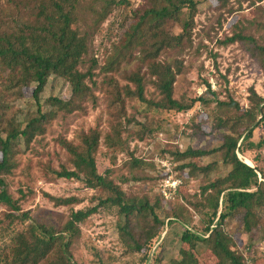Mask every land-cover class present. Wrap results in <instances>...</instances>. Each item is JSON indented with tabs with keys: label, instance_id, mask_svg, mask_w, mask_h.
I'll use <instances>...</instances> for the list:
<instances>
[{
	"label": "trees",
	"instance_id": "16d2710c",
	"mask_svg": "<svg viewBox=\"0 0 264 264\" xmlns=\"http://www.w3.org/2000/svg\"><path fill=\"white\" fill-rule=\"evenodd\" d=\"M256 1L260 0H144L141 6L134 8L127 0H22L18 7L14 4L15 18L3 21L4 17H0V208L3 209L0 264H76L73 249L82 237L80 227L100 210L115 211L122 248L127 255L140 256L139 264H149L152 242L162 234L168 219L184 228L178 252L168 264H198L205 245L209 244L220 251L223 260L220 264L257 263L237 250L226 226L229 221L238 220L243 233L257 230L258 242H264V97L250 90L249 106L244 109L232 101H219L211 86L204 82L205 92L189 105L183 106L173 100L176 78L185 69L183 56L193 42V30L188 22L181 25L177 34L173 33L180 14L187 10L196 15L199 5L208 2H215L219 12L233 13L241 11L244 2L254 8ZM233 2L239 5L236 11L231 7ZM120 7L129 10L123 22L129 24L119 41L130 45L134 39H139L142 56L138 65L144 64L140 68L145 67L146 73L137 69L127 77L133 89L108 77L109 71L120 69L130 54L128 44L116 42L113 45L107 63L100 69L104 76L102 91L107 97L108 109L114 113L108 120L107 131L96 126L78 133L75 142L62 137L56 141L71 169L61 167L53 175L57 179L75 180L92 191L94 195L89 202L92 206L74 210L83 203L81 198L44 194L54 207L67 208L68 215L58 227L35 223L29 212L21 209L19 200L9 194L5 179L17 168V157L32 149V144L47 134L58 116L86 111L84 103L92 88L97 86L93 79L99 67L92 57L85 70L86 42L93 38L100 22ZM82 28L86 30L82 32ZM260 28L263 31L264 25ZM236 42L264 72V44L241 32L220 44L226 47ZM73 73L76 78L70 82ZM50 80L68 83L70 97H50L42 101ZM146 86L154 89L156 100L145 98ZM26 88H31V93L26 102L21 103ZM8 96L13 100H6ZM128 99L154 111L177 113L191 110L196 103L208 109L211 104L215 105L209 117L213 122L212 133H216L221 142L211 149L189 147L184 152L170 154L182 163L174 168L182 185L177 188L176 203L164 218L160 215L162 196L153 198L154 202L149 198L127 197L123 185L129 182L128 178L113 177L117 157L124 155L129 159L126 168L157 166L160 180L164 179V171L157 164H144L135 158L136 147L130 148L131 138L123 110ZM231 107L234 109L232 116H220L222 109ZM257 127H262L263 136L253 142ZM195 130L196 136L199 132L207 134L201 125ZM153 134L152 129L143 127L140 140ZM100 146L104 147L109 159L103 174L97 169ZM245 156L252 166L244 161ZM194 160L200 164H194ZM138 179L136 181L140 182L141 178ZM190 179L201 180L198 190L193 196H183L182 188ZM191 213L199 219L202 230L188 229ZM26 241L32 245H27ZM163 263L158 257L153 264Z\"/></svg>",
	"mask_w": 264,
	"mask_h": 264
},
{
	"label": "rangeland",
	"instance_id": "374dc122",
	"mask_svg": "<svg viewBox=\"0 0 264 264\" xmlns=\"http://www.w3.org/2000/svg\"><path fill=\"white\" fill-rule=\"evenodd\" d=\"M22 0H0V17L3 21L8 17H14V8ZM134 8H138L144 0H127ZM16 4V7H14ZM239 5L235 2L231 7L236 11L219 12L216 10L215 2L202 3L198 7V13L192 15L185 10L178 22L173 27V33L177 34L183 23L188 22L193 30L192 48L183 56L184 72L177 76L174 85L173 100L183 106L189 105L190 101L200 97L205 92L207 82L211 90L216 93L217 99L224 103L232 101L240 108H248V97L250 90L256 92L261 98L264 97V72L259 68L257 62L252 59L243 49L240 43L236 42L226 47L220 43L234 34L243 33L252 36L254 39L264 44V0L256 1L254 8L249 7L247 2ZM2 14V15H1ZM129 10L127 8L115 9L104 21L100 22L95 29L91 40L86 42V52L83 57L85 70L88 68V61L94 57L98 62V69L94 71L96 88H92L88 99L84 103L86 111L84 113H73L70 116H58L48 129L47 134L37 142L32 144V149L17 157V168L13 174L7 176V191L14 200H19L21 209L29 212L31 221L43 223L47 226L58 227L65 222L67 208H56L50 203L44 194L53 197H77L83 203L76 206L74 210L84 209L89 206L90 199L94 195L92 191L86 190L75 180L57 179L53 172L59 171L61 167L71 169L67 162V156L61 151L57 140L62 137L68 141L75 142V136L90 128L99 126L100 130L107 131L108 120L113 116L108 109L107 97L102 91L101 82L104 78L101 68L107 63V58L113 45L122 43L123 35L128 29V24L124 25ZM15 18V17H14ZM127 22V21H126ZM10 24V22H8ZM124 25V28L122 27ZM82 28L81 31H85ZM117 42V43H116ZM124 44H128L123 42ZM139 39H134L128 44L130 54L127 55L120 69L110 70L107 76H112L122 86L128 85L127 77L137 69L141 73L145 72V67L138 65L142 56L139 49ZM71 81L76 78V73L70 77ZM2 81L0 80V90ZM4 84V83H3ZM90 86V84H89ZM91 87V86H90ZM26 102L30 96L31 88L23 91ZM71 95L70 86L63 80H50L44 90L42 101L50 97L68 99ZM145 98L147 100L157 98V94L151 86L145 88ZM6 100H13L8 96ZM19 103H16L18 106ZM211 108H203L196 103L187 112H167L154 111L146 106L137 103L135 100L125 101L124 114L127 120V130L130 135V148L136 147L135 158L144 164H157L164 173V179L159 175V168L142 167L130 170L126 168L127 156L119 155L117 165L113 167V177L128 178L129 182L123 185V191L127 197L138 199L153 198L162 196V210L160 215L164 218L176 203V192L182 183L178 178L174 168L181 165L170 154L178 151L184 152L187 148L211 149L219 144L220 138L216 133H212L213 122L210 116ZM234 109H222L221 117H228L234 114ZM201 125L207 134L200 132L196 136L195 127ZM152 129L154 134L143 141L140 140L142 128ZM194 134V135H193ZM140 135V136H139ZM263 136L262 127H257L254 131L253 142H257ZM164 153V155L162 154ZM264 162V151H263ZM164 156V158H162ZM252 158V155L250 156ZM242 158V157H241ZM97 169L100 174L109 166V159L103 146L97 152ZM244 161L252 166L249 157H244ZM189 162V161H187ZM205 161H203L204 163ZM194 164H200L194 160ZM184 176V175H183ZM141 178V181L136 179ZM139 180V179H138ZM200 179H190L189 184L182 188L183 196H193L200 184ZM20 192V193H19ZM24 196V197H23ZM163 208H166L163 210ZM3 209L0 208V217ZM192 214V213H191ZM118 218L115 211L100 210L99 213L91 216L80 229L82 237L73 249V260L76 264H139L140 256L127 255L122 248V244L117 232ZM169 224L167 225V223ZM188 229L200 231L203 229L199 219L192 214ZM227 230L233 236L237 250L244 257L251 256L257 263L248 261V264H264V242L259 243V233L253 230L250 234L242 232L238 220L229 221ZM184 228L182 225L172 222V219L165 221V227L158 239L153 240L149 264H153L156 258H162L163 264H168L169 259H173L180 246V237ZM27 245L32 242L26 241ZM203 255L198 259V264H220L223 262L220 251L212 245H205Z\"/></svg>",
	"mask_w": 264,
	"mask_h": 264
}]
</instances>
